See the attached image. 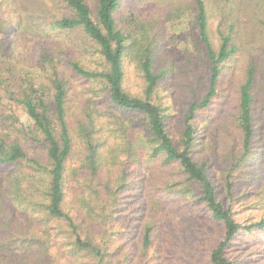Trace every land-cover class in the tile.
<instances>
[{"label":"trees","instance_id":"trees-1","mask_svg":"<svg viewBox=\"0 0 264 264\" xmlns=\"http://www.w3.org/2000/svg\"><path fill=\"white\" fill-rule=\"evenodd\" d=\"M60 2L70 15L54 19L51 28H80L97 46L103 68L85 69L73 59H63L64 52L54 47L42 50L36 64L47 73V83L25 82L15 94L8 91L6 80H0V89L26 116V121L21 122L15 112L0 115V165H20L25 159L29 169L27 193H21L19 187L14 190L17 196L18 192L21 194L22 201L17 209L9 207L10 214L1 222L4 234L0 251L6 252V258L0 254V264H123L124 258L128 262L127 255H119L118 245L104 227L118 192L126 186L128 167L136 166L144 157L174 166L177 177L166 179L161 187L163 191L193 198L221 227V235L208 253L207 264H234L228 249L240 233L264 231V215L254 221H241L233 209L237 174L254 157L253 138L257 129L253 65L247 68L238 88L232 139L226 144L223 156V197L219 196L204 165L192 157L196 113L208 106L215 94L221 64L235 51L231 27L220 33L215 50L209 37L205 1H192L193 24L208 67V88L200 101L188 104L180 134L174 140L167 130L163 109L151 99L164 72L153 66L149 23L132 19L135 30L119 27L114 11L121 0H97L95 19L85 0ZM124 57H131L136 63L144 82V96L132 95L123 88ZM61 58L80 77L100 82L106 92L107 108L100 113L103 116L100 136L90 115H87L88 124L78 128L83 158L75 166L69 165L72 139L67 121L66 83L57 69L63 63ZM141 134L145 136L144 142ZM109 138L114 143H109ZM21 143L28 144L35 156L27 157ZM256 163L262 164V157ZM22 179L15 175V184L19 185ZM70 181L75 187L71 196L67 190ZM253 201L264 203V187L254 193ZM1 211L4 208L0 201ZM156 224L152 219L144 226L141 254L149 247ZM98 230L100 242L96 240Z\"/></svg>","mask_w":264,"mask_h":264},{"label":"rangeland","instance_id":"rangeland-1","mask_svg":"<svg viewBox=\"0 0 264 264\" xmlns=\"http://www.w3.org/2000/svg\"><path fill=\"white\" fill-rule=\"evenodd\" d=\"M95 19L97 0H85ZM193 0H121L114 11L116 24L124 30H135L132 19L149 23L153 41V66L164 75L151 94L166 115L170 136L177 140L188 104L200 101L208 88V67L194 26ZM208 15L209 37L216 50L220 33L231 27L235 51L222 62L215 94L208 106L196 113L192 157L203 164L211 182L224 196L222 167L225 147L234 129L239 84L250 65L254 66L253 84L256 132L253 138L254 157L237 174V199L233 203L241 221H254L264 215V203L254 202V193L264 187V0H204ZM60 0H0V80H6L8 91L18 92L25 82L47 83V73L37 67L42 50L58 48L63 59H73L88 70H101L103 59L97 46L80 28L55 30L50 23L69 16ZM134 32V31H133ZM61 58V62H63ZM57 69L66 83V111L72 147L69 165L83 158L78 128L93 119L100 136V113L107 108L106 92L100 82L80 77L59 63ZM123 88L132 95L144 96V82L131 57L123 58ZM94 104H97L96 106ZM15 112L21 122L25 113L0 89V115ZM142 142L145 136L140 135ZM114 143L113 138L108 139ZM26 156L34 157L29 145L21 143ZM262 157V164L257 159ZM27 161L20 165H0V240L4 232L1 222L8 217V208L19 207V187L27 193L29 169ZM174 166L161 164L147 157L128 167L126 186L118 192L115 206L104 228L119 247V255H127L123 264H207V256L221 235V227L193 198H182L163 191V182L176 178ZM20 179L15 184L14 177ZM112 174L111 178H115ZM69 196L74 193L70 181ZM158 209V210H156ZM16 215V214H15ZM11 218H13L11 216ZM155 220L151 242L141 254V239L146 223ZM93 232V229L91 230ZM96 240L100 242V230ZM66 249V248H65ZM6 252L0 251L2 258ZM228 256L234 264H264V231L246 232L232 242ZM122 264V263H121Z\"/></svg>","mask_w":264,"mask_h":264}]
</instances>
